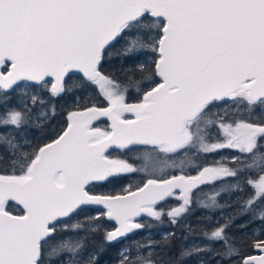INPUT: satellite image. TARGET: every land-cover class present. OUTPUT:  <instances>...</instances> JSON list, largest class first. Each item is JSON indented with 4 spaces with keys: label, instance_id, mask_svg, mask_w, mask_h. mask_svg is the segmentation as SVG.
<instances>
[{
    "label": "snow or ice",
    "instance_id": "obj_1",
    "mask_svg": "<svg viewBox=\"0 0 264 264\" xmlns=\"http://www.w3.org/2000/svg\"><path fill=\"white\" fill-rule=\"evenodd\" d=\"M0 264H264V0H0Z\"/></svg>",
    "mask_w": 264,
    "mask_h": 264
},
{
    "label": "trees",
    "instance_id": "obj_2",
    "mask_svg": "<svg viewBox=\"0 0 264 264\" xmlns=\"http://www.w3.org/2000/svg\"><path fill=\"white\" fill-rule=\"evenodd\" d=\"M73 78L76 79V78H78V77H73ZM71 100H72L71 97H63V98H60V99L56 100L55 103L58 105V107L61 106V105H63V106H65V108H66L67 105H69V104L71 103ZM54 123H58V124H61V125H63V126H66L65 115H64V114L58 115L57 118H56V121H54ZM226 152H228V151H224V152H221V153H219V154H216L215 157H214V156H209V157H207V159L211 160V159H213V158H218L219 155H222V153H226ZM137 177H139V176H137ZM117 187L119 188L120 186L118 185ZM205 190H206V189H205ZM250 190H251V189H249L248 191L250 192ZM226 199H227V198H226ZM234 199H235V195L233 196V200H234ZM223 201H224V200L221 199V203H223ZM200 213L202 214V210L197 209V210L195 211L194 214H198V215L200 216ZM190 217H191V216H190ZM190 217H188L187 219H189ZM244 220H246V219H244V217L241 218V219H237V220H236V222H235V227L232 229V231L235 233V235L240 236V235L242 234V233L240 232V230H239V225H240L241 223H243ZM165 222L167 223V221H165ZM250 230H251V228H249V231H250ZM183 235H184V233H183ZM159 236H160V235H156V236H154V237H158V240H159V239H160ZM153 239H154V238H153ZM180 244H181V241H179V240L176 239V240L173 242V250H174V251L178 250ZM108 257H111V256H108ZM108 259H109V258H107V259H106V258H103V261H106V260H108Z\"/></svg>",
    "mask_w": 264,
    "mask_h": 264
},
{
    "label": "rangeland",
    "instance_id": "obj_3",
    "mask_svg": "<svg viewBox=\"0 0 264 264\" xmlns=\"http://www.w3.org/2000/svg\"><path fill=\"white\" fill-rule=\"evenodd\" d=\"M104 123H107V121H105ZM222 155H227V156H231L233 155V153H230V152H226V153H222ZM140 177H136V179L138 180ZM119 188L117 187V190ZM207 190V189H206ZM251 191V190H250ZM227 197H224L222 198V200L226 199ZM170 203H175L174 201H170ZM204 215V212L202 210V214L200 213V216L198 214H193L188 220H190V222L192 223L193 226H195L197 224V221L203 217ZM218 215V214H217ZM244 219H249V217H244ZM163 231H174L176 233V236H177V240L181 241L182 243V237H183V233L177 229V228H172L170 225L168 226V228H164V229H152L151 230V235H152V238H154L155 240H158V237H154L156 235H159L160 232H163ZM148 234V230H145L144 232H140V233H137L135 236L131 237L130 239H139L141 237H144ZM160 237V236H159ZM99 238H97L98 240ZM142 242H145V241H142ZM189 243H191V239L189 240ZM108 256H111V258H114L115 257V251L114 250H111L108 255H105L103 258H110ZM102 258V259H103ZM109 260V259H108ZM106 260V261H108Z\"/></svg>",
    "mask_w": 264,
    "mask_h": 264
}]
</instances>
